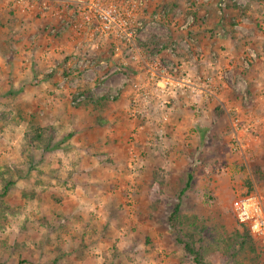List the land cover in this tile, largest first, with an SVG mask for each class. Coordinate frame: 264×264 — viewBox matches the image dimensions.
Masks as SVG:
<instances>
[{"label": "rangeland", "instance_id": "374dc122", "mask_svg": "<svg viewBox=\"0 0 264 264\" xmlns=\"http://www.w3.org/2000/svg\"><path fill=\"white\" fill-rule=\"evenodd\" d=\"M42 2L22 12L0 0V193L9 173L17 181L0 214V264H195L190 243L208 264H264V241L232 211L237 194L264 198V0H142L143 61L116 54L111 41L95 47L88 33L77 42L69 32L74 51H57L62 23L43 38L10 31L15 12L52 15ZM144 62L162 63L175 79H212L216 96H182L179 88L164 95L150 83L153 100L135 103L134 84L151 82ZM33 115L53 152L24 146ZM78 158L85 163L72 168ZM83 173L85 188L105 186L109 199L84 202L86 228L77 234V217L55 211L68 197L60 189L77 174L76 182L86 180ZM92 220L107 229L94 232ZM126 236L133 245L120 244Z\"/></svg>", "mask_w": 264, "mask_h": 264}, {"label": "built area", "instance_id": "2783aa9c", "mask_svg": "<svg viewBox=\"0 0 264 264\" xmlns=\"http://www.w3.org/2000/svg\"><path fill=\"white\" fill-rule=\"evenodd\" d=\"M7 1L22 12L37 5L36 0ZM142 3V0H43L42 5L47 10L52 9V15L59 21L68 24L73 38L81 39L88 33L92 39L96 38L95 47H103L111 41L114 43L116 54H135L136 59L143 61V50L137 47V41L140 39L139 30L143 26L140 20ZM144 63L151 82L144 85L134 84L133 102L135 103L141 100L146 102L153 100L154 93L149 89L150 83L159 85L162 92H166L164 95L173 94L174 89L179 88L177 92L182 96L197 97L203 93L209 99L216 96L212 79L198 78V83L190 77L175 79L162 63ZM101 64L103 65L104 62ZM200 83L202 86L199 85ZM156 103L165 108L167 101L160 97ZM148 106L150 107H146L145 112L153 110V106ZM161 129L164 130V126ZM163 130L160 131L164 133ZM235 141L237 142L235 149H239L238 136H235ZM232 211L236 220L248 228L253 237L264 241V198L260 194H237L232 203Z\"/></svg>", "mask_w": 264, "mask_h": 264}, {"label": "crops", "instance_id": "0c3cea01", "mask_svg": "<svg viewBox=\"0 0 264 264\" xmlns=\"http://www.w3.org/2000/svg\"><path fill=\"white\" fill-rule=\"evenodd\" d=\"M50 13V12H49ZM68 12L66 13V16H67ZM13 17L15 19V21H12L14 24H13V27H11V30L10 31H13V32H18L20 34V38H25L27 35L28 32H33L34 30H37V32L33 35V37H36L35 35L38 34L40 35L41 37L46 34L48 31H50L51 28L53 27H57L59 28L60 27V24L63 28V33H59L56 35V38L60 37V39H62L59 43L57 41H55L54 45L51 46V48L54 47V49H56L57 51H61L62 49L59 48V46H63V47H66V53H72L74 50V47L72 46V43L70 40L67 41V39H72L71 35H69V32H70V29H69V26H67L68 24L66 22H61L59 21L57 18H53L52 15H48L47 17L44 18V16H40L41 19H37L38 17H35V18H32V17H25V16H20L19 13L15 12L13 14ZM12 18V17H11ZM7 26H5L4 29H7L6 28ZM41 28V29H39ZM46 29V31H45ZM68 32V34H67ZM86 36V35H85ZM43 38V37H42ZM81 40V39H80ZM80 40L77 39V42H80ZM60 44V45H59ZM81 44L79 45V48H80ZM35 49V53L37 52V50H40L41 47L37 46L35 47V45L33 46ZM75 49H78V44H77V47H75ZM53 52H55V50L51 51L49 53V58H51L54 54ZM21 77V76H19ZM21 79H25V78H21ZM18 84V83H17ZM46 84V82L44 83ZM19 86L23 85V84H18ZM26 85V84H24ZM40 96H43V95H39V98ZM40 101V100H39ZM124 107V106H123ZM126 107V106H125ZM119 109V108H118ZM117 114V113H116ZM107 115H109L107 113ZM118 114L115 116L117 117ZM106 120H104L105 122ZM86 130H83V132H85ZM111 131H116V133L119 135V137H121L123 135V133H127L129 130H111ZM91 132V131H90ZM99 133H101L103 135V137H105L107 134H109L106 130H98ZM76 132H72V137L74 138L76 135H74ZM82 134V133H81ZM80 134V135H81ZM126 136V135H125ZM102 139V137H101ZM103 145H104V149L106 146H109L110 143H105L103 141ZM75 149V148H74ZM83 152L84 150L81 149ZM78 151V149L76 148L75 152ZM83 157L82 154H80V159ZM79 158L77 159L76 162L72 163V168L73 167H77V164H81V163H85V160H80ZM86 159V158H85ZM88 169H92V171H97L98 168H97V164L95 161H92L88 164ZM73 171V170H71ZM75 173V172H74ZM73 172L69 173V176L70 175H74ZM83 176L84 178H86V180H83V182H76V179L78 178V174L75 175L76 176V179H71L69 178L67 180L68 183L65 184V187L63 189H60L62 195L64 196V194L68 197H66V205H68L69 203V209L66 208V205L63 206H58L56 208V211H55V217H59V215L63 214V215H70V213L74 214V216H76V221L77 223L73 225L72 228H75L77 227L78 228V232H76L77 234H79L80 232L84 231L85 228H86V224L84 223L83 219L85 216V214L82 212L83 211V204L84 202H86L87 200H89V203L91 205H93V203L96 201V197H104L106 201H108L107 199H109L107 197V194H105V189L107 190V188L105 186H103V190L104 191H100V188L98 186H89V188H85V183L86 182H89V174H84L83 173ZM82 176V175H81ZM115 177V175H114ZM119 177V176H118ZM98 178V181H100L99 183H103L104 185V178L102 176H97ZM79 181L80 179H82L81 177L78 178ZM73 181V182H71ZM75 183V187L73 186V184ZM83 184V185H82ZM82 186L87 189V190H82ZM100 186V185H99ZM102 198V199H104ZM71 207V208H70ZM72 221H75V219L71 218ZM89 221H91L90 217L88 219ZM79 222V224H78ZM90 229L93 230L94 232H98V231H103V230H106L107 228H104L102 229V226H99L98 224H96V222L94 220H92L91 224H90ZM88 230V229H87ZM121 240H120V244L122 245H128L130 243H132V239L129 238V237H119ZM90 244H92V241L89 242ZM133 245V243H132ZM76 246V245H75ZM71 247H74V246H71ZM132 250H133V247H132Z\"/></svg>", "mask_w": 264, "mask_h": 264}, {"label": "trees", "instance_id": "16d2710c", "mask_svg": "<svg viewBox=\"0 0 264 264\" xmlns=\"http://www.w3.org/2000/svg\"><path fill=\"white\" fill-rule=\"evenodd\" d=\"M88 93L89 92L84 91V92H82V94H80V96H84L87 98ZM107 100H108L107 97H103V98H100V100H98V101L103 102V101H107ZM39 124L40 123L38 122L37 117L35 115H33L32 119L30 121V130L28 131V133L26 135V139L28 142L24 143V146H26L27 148L33 146L36 149H43L44 152H47V151L53 152L54 149H56V148L53 146H49V144L47 143L48 138H49L48 130H45V128H41L39 126ZM17 173H19L20 177H21L23 174V171L17 170ZM9 174H10L9 178H6V179L3 178V180H2V184H3L2 187L3 188H2V192L0 193V214H1V211L4 210L6 207L4 205V202H3L4 198L7 197V195L10 193L11 189L17 183V181L14 180L13 174L12 173H9ZM192 180H193V175L190 172L188 174V182H187L185 188L182 190L181 195L185 194L187 189L190 187ZM180 210H181V204L178 202L177 204L174 205V210L169 217L171 227H173V228H175L177 225H180V221H179ZM176 223H177V225H176ZM192 237H193V235H192ZM247 237H248V240H250L249 234ZM178 242H181V241L178 240ZM184 245H185V250L188 252V254H190L191 256L194 257L195 264H208L201 257L200 253L197 252L196 250H194V248H192L191 243L190 244H184ZM251 250L254 251V248L251 247ZM21 263H25V262H21ZM52 264H58V263L55 261Z\"/></svg>", "mask_w": 264, "mask_h": 264}]
</instances>
